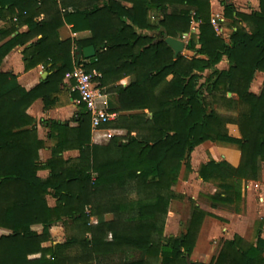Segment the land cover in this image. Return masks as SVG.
<instances>
[{"label":"trees","instance_id":"obj_1","mask_svg":"<svg viewBox=\"0 0 264 264\" xmlns=\"http://www.w3.org/2000/svg\"><path fill=\"white\" fill-rule=\"evenodd\" d=\"M259 3V11L251 14L225 5L232 34L224 39L211 24L210 0H0V19L13 24L0 29V67L16 47L38 36L23 52L25 70L51 65L47 80L31 91L17 76L0 71V228L10 231L0 236V264H264V240L253 244L240 236L223 240L210 263L190 261L208 216L199 207L184 233L164 235L173 188L183 168L190 170L198 146L211 142L237 149V164L228 155L200 168L199 177L217 187L208 196L212 209L239 212L242 182L260 178L264 82L260 94L250 91L257 73L264 74V0ZM150 13L159 17L154 24ZM193 23L198 32L191 34ZM66 24L91 37L60 40ZM17 25L28 31L19 33ZM165 34L181 40L190 34L186 51L194 56H175ZM74 43L96 49L84 70L100 73L101 86L117 85L113 90L126 114L102 126L112 135L106 146L92 144L91 116L84 106L76 128L52 124L51 138L59 140L43 165L44 143L27 111L38 99L50 104L73 72ZM224 59L229 68L220 70ZM126 78L131 83L119 85ZM219 103L237 116L220 114ZM229 124L239 127L240 138L229 135ZM67 143L79 151L77 159L62 157ZM41 170L50 172L47 179L38 176ZM50 195L54 207L48 204ZM58 223L75 235L44 247ZM37 225L41 234L32 230ZM136 253L139 257L132 259Z\"/></svg>","mask_w":264,"mask_h":264},{"label":"crops","instance_id":"obj_2","mask_svg":"<svg viewBox=\"0 0 264 264\" xmlns=\"http://www.w3.org/2000/svg\"><path fill=\"white\" fill-rule=\"evenodd\" d=\"M57 1L61 3V0H57ZM122 4L126 7H131V4L129 3L123 2ZM210 4H211V19H213L215 16H218L220 20L219 21L220 29L218 32L217 31L216 32L220 36L224 35V39H228L232 34V28L230 25L231 21L226 19L224 16L225 5H231L236 9L237 12H241L245 14H251L253 12H257L259 11V7H260L259 0H210ZM158 19H159L158 16H156L154 13H150L149 15L150 24H154V22L157 21ZM14 22L15 23L17 22L16 18L13 20V23ZM12 26L13 24L9 20L0 19V29L11 28ZM198 26H199L198 23L192 24L191 34L198 32ZM18 28H19L18 29L19 33H24L28 31V27L26 25L22 27L18 26ZM142 33L150 34L147 31H144ZM13 36L14 35H12V37ZM184 36L186 37L185 40L188 42L191 35L185 34ZM90 37H91V33L89 31L74 33L72 31V26L68 24L64 25L59 31L60 40L72 39L74 40V42H80V41H85L86 39H89ZM39 39H41V36L36 37L34 40H32L30 43H28L25 46L16 47L6 57V59L2 63V66L0 67L1 72H8V73H12L13 75L17 76L19 85L22 88H24L26 91H31L35 89L36 87H38L41 83L46 81L48 76L51 74V71H50L51 65L44 66L43 64H41L40 66L35 67L34 69H31L29 71L25 70L23 52L26 47L35 43ZM178 40H181V39H178ZM184 43H185V49L181 54L187 58L193 57L194 53L186 51V42ZM79 48L84 49L86 47H80L78 46L77 43H74L72 53L74 57V62L76 63L75 67L80 64L84 65L89 61L83 55L79 58V54H78ZM228 68H229V64L226 59H224L218 65V69L220 70H227ZM92 75H95V78L97 79L96 82L99 84V87L101 89L102 96L98 101L99 105L103 108H106V110L110 112L111 114L116 115L114 120L111 121L109 124H107V126H109L110 124L115 123L118 120V118L120 117V114H126L124 112H120L118 95L114 93V90H113V88L117 85L110 84L106 86H101L99 79L102 77V75L96 71ZM256 79H258V81ZM131 80H132L131 78L123 79L121 82H119V85H122L123 87H127L131 83ZM263 82H264V74L257 73L251 85L250 91L254 94H257V90L259 91L261 86H263ZM73 88H74V81L67 76L64 82L60 85L59 89L53 92V94L51 95L49 99L50 104L46 105L43 99H38L31 105V107L27 111V114L31 118L34 119V128L37 131L38 140L44 143V147L39 151L40 162L43 165H45L48 162V160L51 159L52 150L54 146L56 145L57 140H59L58 138H55V139L51 138L52 124H62V125L68 124L70 130L78 126L76 122L77 114L80 112V109L83 105L79 104L80 97L78 93L74 91ZM228 97L229 98L233 97V95L228 94ZM55 135H58V133H55ZM69 135L72 136V133L68 132L66 139L67 138L69 139ZM111 137H112L111 133L106 128H101L99 131H94L92 129L91 141L93 145L106 146L109 144ZM232 137L240 138L236 136H232ZM73 146L75 145H73L72 143L66 144L65 146L66 149H64L62 153V157L64 158V160L77 159L79 157V151L77 149H74ZM220 148H222L223 150L220 151ZM220 148L218 149L219 151L217 155L222 157L223 160H221L222 158L220 160L214 159L215 161L217 162L224 161V159L229 155V157L231 156V158L233 156L231 162L234 165L238 163L237 162L238 156L236 155L237 154L236 148L222 146V145H220ZM199 149H203V145L199 146L198 150L192 153V157H193L192 159L194 160V162L201 161L203 164H207L209 162V161L206 162V159H208L207 153L206 152L202 153L199 151ZM210 155H212L213 157L216 156V154H214L213 152H210ZM49 174L50 172L48 170H41L38 173V176L41 179H47L49 177ZM193 177L195 178L196 176L192 175L190 179H192ZM200 184L205 186V183L202 180H200ZM245 187L247 188V190L243 193L241 204L244 203L245 200L247 199L248 202L255 204V209H253V212L251 215H242V213L240 212L232 213L234 215H230V217L228 218L230 220V223L226 225L227 227L226 230L233 231L236 233V235L245 239L246 228L244 227V225H246V223H252L254 222L255 219L258 218L259 220L254 225V228L256 231L255 242H257L259 237L264 240V236H263V232H264V174L262 176L260 175V178L256 181H247L244 184V188ZM214 194L215 193L211 195H214ZM47 201L50 207H54L56 205V200L54 199L53 195L48 196ZM211 209L212 208L210 207V210ZM217 210H220V209H212L213 212L218 214L219 212H217ZM92 221H95V222H92L93 224L96 223V219H92ZM65 227L67 226H64L62 223H58L55 226H53L50 230L51 241L48 242L50 244L45 243L43 246L48 247L52 244L57 245V244L64 243L65 241H61L60 236L63 235L61 234L63 233L61 231H64ZM32 230L41 234L43 231V227L40 225L33 226ZM9 234H10V231L0 228V236L9 235ZM236 235H234V237ZM55 237H57V239H60V240H55L56 239ZM233 238L231 239L229 238L228 240H232ZM195 252L196 251L194 249L193 251L194 255H195ZM203 262L208 263L206 261H203Z\"/></svg>","mask_w":264,"mask_h":264},{"label":"rangeland","instance_id":"obj_3","mask_svg":"<svg viewBox=\"0 0 264 264\" xmlns=\"http://www.w3.org/2000/svg\"><path fill=\"white\" fill-rule=\"evenodd\" d=\"M221 33V32H220ZM224 38V35H221ZM184 42L187 43L186 40L183 39ZM209 75V71L204 73V77L202 80H200L199 84H203L205 82V77ZM258 81V79H256ZM262 87L257 90V94H260ZM211 102L212 100L209 99ZM215 107L217 108V111L224 115V116H231L236 117L237 112L233 110L226 109L222 104H216ZM228 133L230 136H236L241 137L239 127L235 124H229L227 125ZM201 146V145H200ZM222 146H228L232 148H236L232 145H222ZM199 147V146H198ZM198 147L193 151L196 152L198 150ZM220 148V145L214 144L211 142H208L207 144H203V149H199L202 153H207L208 159H206V162L210 160H220L222 157L218 156V149ZM223 150L220 148V151ZM210 152H213L216 154L215 157L210 155ZM192 154L190 156V170L186 169L185 167L182 170V173L180 175L179 181L174 186L173 191L175 194V199L171 202L168 214L166 216L165 220V227H164V235L165 237H175L178 236L186 231V228L192 218L193 212L195 207H199L200 209L207 212L208 216L204 219V222L200 228L199 234L197 236L196 246H195V255L190 257V261L204 263L211 262L219 253L221 242L223 240H228L229 238H233L234 235H236L233 231L226 230V225L230 223V220L228 219L230 215H234L232 213H235V211L227 210V209H220L217 210L219 212L218 214L213 212L212 209L210 210V203L208 196H210L213 193L217 192V187L212 182H204L199 177V171L203 164L201 161L194 162L192 159ZM223 160V158L221 159ZM226 160V158L224 159ZM198 163V164H197ZM264 164L262 165L261 170V176L264 174ZM196 174V175H195ZM196 176L190 179L191 176ZM200 180H202L205 183V186L200 184ZM247 181H243L241 185V193L243 196V193L247 190V188H244V184ZM246 186V185H245ZM245 189V190H244ZM253 209H255V204L250 203L245 200L244 203H242L239 207V212L242 213V215H251L253 212ZM208 210V211H207ZM238 213V212H236ZM107 219H110L111 217H106ZM259 219H255L252 223H246L244 227L246 228L245 232V241L248 243L255 244L256 240V231L254 228L255 223ZM95 222V221H92ZM63 235L60 236L61 241H66V239L72 237L75 235V231L73 228L67 226L64 228V231H61ZM231 232V233H230ZM230 233V234H228ZM235 233V234H233ZM238 236V235H236ZM264 236V232H263ZM55 240H60L55 237ZM54 240V241H55ZM50 244V243H48ZM139 257V254H133L132 259H137Z\"/></svg>","mask_w":264,"mask_h":264},{"label":"built area","instance_id":"obj_4","mask_svg":"<svg viewBox=\"0 0 264 264\" xmlns=\"http://www.w3.org/2000/svg\"><path fill=\"white\" fill-rule=\"evenodd\" d=\"M219 21L218 16L211 19V24L217 32L220 29ZM183 39L185 40L186 37L184 36ZM67 76L74 81L73 89L80 97L79 104L83 105L89 112L94 131H99L102 126L114 120L116 115L111 114L98 103L102 95L99 84L94 81L95 75L87 74L83 65L80 64Z\"/></svg>","mask_w":264,"mask_h":264},{"label":"water","instance_id":"obj_5","mask_svg":"<svg viewBox=\"0 0 264 264\" xmlns=\"http://www.w3.org/2000/svg\"><path fill=\"white\" fill-rule=\"evenodd\" d=\"M165 42L174 50L175 56L181 54L185 49V43L181 40L168 37L165 34ZM79 58L83 55L87 60L94 58L96 56V49L93 46L87 48L78 49Z\"/></svg>","mask_w":264,"mask_h":264}]
</instances>
